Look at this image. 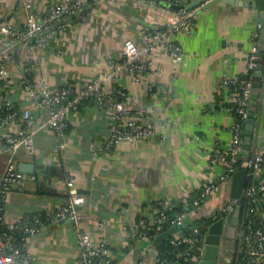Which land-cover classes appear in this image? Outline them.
<instances>
[{"label":"crops","instance_id":"0c3cea01","mask_svg":"<svg viewBox=\"0 0 264 264\" xmlns=\"http://www.w3.org/2000/svg\"><path fill=\"white\" fill-rule=\"evenodd\" d=\"M30 1L36 12L47 13L62 0ZM191 1L103 0L93 7L89 5L71 20L56 21L45 29L42 35L49 36L48 46H39V38L15 44L19 52L15 58L23 63L35 62L34 80L48 81L53 90L93 80L108 70L110 60L122 58L126 39L140 44L144 33L156 27L166 29L169 40L181 48L177 53L156 48L143 55L146 70L121 75L117 84L131 97L126 105L133 109L150 105L159 118L151 137L119 142L108 149H104L112 121L108 109L83 103L64 136L59 137L45 126L46 111L34 107L23 90L17 96L16 89L7 93L0 89V109L20 98L28 102L36 117V154L21 151L16 155L17 164L35 163L34 172L26 174L36 178L28 177L23 185L0 197L9 225L19 223L25 216H45L41 231L25 247L34 264H79L78 229L71 219H57L54 215L68 200V175L86 198L79 206L83 230L97 243L108 244L115 255L114 264H157L153 242L133 233L164 208L191 203L198 192L218 182L225 172L222 164L211 166L216 148H229L235 122L228 108L229 89L224 78L239 76L249 69L252 34L261 12L252 5L231 2L203 9L209 0L188 9L167 5ZM182 11L194 21L189 32L175 30L171 23ZM25 18L21 0H0L3 23L20 28ZM8 64L12 76L20 78L17 62ZM112 86L105 84L106 95ZM254 88L258 89L260 110L255 114L249 142L256 140L264 146V80ZM22 120H13L10 131L23 127ZM243 151L250 152L245 147ZM36 158L40 161L36 162ZM11 159L12 154L0 139V177ZM231 183L232 179L190 212L192 223L233 199ZM228 252L223 249L222 255ZM190 264H199V259L194 257Z\"/></svg>","mask_w":264,"mask_h":264},{"label":"built area","instance_id":"2783aa9c","mask_svg":"<svg viewBox=\"0 0 264 264\" xmlns=\"http://www.w3.org/2000/svg\"><path fill=\"white\" fill-rule=\"evenodd\" d=\"M26 9L25 23L17 28L9 23L0 24V83L9 80L12 77L9 69V62L16 61L18 68L23 72L36 68L35 62H22L15 58L12 48L18 41L28 43L38 34H43L51 24L62 20L68 16L76 14L91 5L92 2H101L103 0H62L52 5L47 13H39L33 9L30 0H21ZM175 30L191 31L194 21L190 14L182 11L178 20H172ZM263 28L262 21H258L252 34V48L249 54L248 68L255 69L259 60V49L256 42L260 38ZM49 36L39 37L38 45L47 46ZM168 48L180 52L181 48L168 38L166 29L156 27L144 33L141 43L138 44L133 39H126L122 46V58L113 59L109 62V68L100 72L93 80L76 86H63L59 90H53L48 81L30 80L23 74L22 90L34 107L46 111L45 126L56 133L57 136H64L72 116L80 109V104L85 99H95L96 104L106 108L111 113V124L109 125L108 136L104 140V149L119 142H132L139 138L151 137L156 130L155 122L159 118L156 109L149 106L140 108H130L123 101L113 100L105 94L104 86L108 83L118 82L121 75L125 73L137 74L148 68L144 61L145 53L154 51L156 48ZM264 80V73L262 78ZM239 76H226L224 84L229 87L230 84L239 82ZM0 84V89H2ZM253 83L248 80L243 85L240 93H229V110L234 115L236 109L239 119L235 117L232 125V141L227 150L216 148L211 158V166L222 164L225 172L220 176L218 182L207 184L201 193L203 199H208L216 192H219L222 185L231 181L236 172V164L243 151V121L248 120L251 113L248 110L249 100L252 95ZM3 90V89H2ZM118 94L124 96L126 92L123 88L117 90ZM0 90V96H2ZM15 113H11L7 119L0 124L1 141L6 144L7 150L12 154V159L8 162L5 172L0 177V196L10 192L13 188L24 184L26 179H35L36 176L27 175L18 169L16 155L18 152H24L27 155H35L36 147V117L31 108L22 112L21 118L24 126L15 132H11L9 126L15 120ZM63 146V143H60ZM251 157L243 162V166L248 168V181L243 195L237 199H228L219 205V208L212 210L210 216L215 220L227 215L230 211L246 203L245 210L241 211L240 221L237 231V242L235 249L241 252L246 247L247 260L245 264H264V226L256 227L253 214L259 215L264 220V146L259 145L255 140L251 142L249 148ZM68 192L67 202L55 211L57 219H71L79 231V264H114L115 255L106 242L97 243L89 233L82 228V214L79 206L86 198L81 194L75 184L74 178L68 175L66 178ZM200 200H195L193 205L198 206ZM170 211L171 214L166 212ZM191 210L185 208L182 211L174 210V207L168 206L161 212L160 217H154L150 222L145 223L143 230L134 232L133 235L141 239L152 242V236L148 234L151 229L149 225L169 224L170 226L180 225L188 217ZM35 223H30L28 216L16 224H8L3 215V209L0 205V222L6 226L5 230H0V264H34L32 256L15 244V232H23L26 240L41 231L40 217L33 216ZM192 232L186 233L183 230L174 234L173 242L176 244L186 243L189 245L185 250H181L176 257L167 261L158 256L157 262L160 264H190L191 260L200 259V250L203 243L204 234H200L198 226L191 227ZM202 235V236H201ZM201 236V237H198ZM198 248L199 254L195 251ZM234 259V258H233ZM242 258H240L239 263ZM137 264H142L137 262Z\"/></svg>","mask_w":264,"mask_h":264},{"label":"trees","instance_id":"16d2710c","mask_svg":"<svg viewBox=\"0 0 264 264\" xmlns=\"http://www.w3.org/2000/svg\"><path fill=\"white\" fill-rule=\"evenodd\" d=\"M97 3H99V2H92L91 3L92 7H93V5H97ZM1 23H3V20L0 19V24ZM37 42H38V40H37ZM256 44H257V47L259 49V60L257 62V66L253 70L248 69L246 72L240 74L239 75V78H240L239 82L230 84L229 87L227 86L228 89H229V93H233V92L240 93L243 90V85L248 80L252 81L253 87L254 86H256V87L261 86V84H262V79L261 78H262V74L264 73V44L261 43L260 39L256 42ZM12 52L15 55V57H18L17 55H19V52L16 50V47L12 48ZM36 73H37V71L35 69H30L29 71H26V72H23L22 70L20 71V75L23 74L26 78H28L30 80H34V77H35ZM21 82H22L21 77L20 78H16V76H12L8 81L1 82L0 84H1V87H3V92L4 93H7V90L8 91L9 90L13 91L14 89H16L15 94L17 93V96H18V93L20 91H22V83ZM112 84H113V86H112L111 92L108 95V97H111L113 100H116V101H123L125 103L128 102L129 99H131V97L128 94H126L124 96L118 94L117 90L119 88H122V87H120L117 84V82H114ZM10 93H11V95L13 94V92H10ZM85 102H92L93 104H95L96 100L95 99H91V98L85 99L80 104V108H81V106H83V103H85ZM27 104H28V102H26V100H23V99L19 98L18 100H14V102L11 105H8L7 107H2L0 109V124L4 120H6L7 117L11 113H15V118H14L15 120L22 119L21 118L22 112L29 107V105H27ZM248 110H249V112L251 114H254V115L259 112V110H260V102L258 101V98H253V97L250 98L249 105H248ZM233 113H234L235 117L237 119H239V114H238L236 109L234 110ZM242 123H243V127L245 129L247 124H248V120H244ZM23 124H24V121H23ZM67 129H68V127L66 128V130ZM242 142H243V144H242L243 147L248 148V149L250 148L251 143L246 140L244 134H243V137H242ZM225 150H227V149H225ZM251 154L252 153H250V152L246 153V152L242 151V153L240 155V159L238 160V162H237V164L235 166L236 171H238L239 169H241L243 167V162L248 160L251 157ZM201 193H202V191L198 192V194L193 198V200L190 201L191 203H188L189 205L188 204L184 205L181 208L180 207H175L174 210L182 211L185 208H188L191 211H193V209H195V207H196V206L193 205V201H195L197 199L200 200L201 202L204 201V199L201 196ZM245 208H246V203H244L241 206L242 210H245ZM263 208H264V203H263ZM161 212H162V210L159 211L157 214H155V217H157V218L160 217L161 216ZM166 213L167 214H171L170 211H168ZM222 216H225V215L222 214ZM250 217L253 219L254 224H255L256 227L264 226V220H263V218L261 216L253 214ZM32 218H33V216H30V215L28 216L29 222L30 223H35V221ZM44 220H45V216L44 217L40 216V224L41 225L44 222ZM214 220L215 219L212 216H202L200 218L195 219L190 227L184 228L183 232L191 233L192 232L191 227L198 226L199 229H200V234L203 235V234H205V232L207 230V227ZM149 227L151 229L148 231V234L150 236H152V242H153V244H154V246L156 248L157 254L162 259H166L167 261H171V260H173L176 257V254L179 251L185 250L187 247H189V245L186 244V243H179V244L174 243L173 242L174 235H172V236H170V237H168V238H166L164 240H161V241H157L156 240V238H157V236L159 234H161L163 231L167 230L170 227L169 224H157V223H155L153 225H149ZM5 228H6V226L3 225L0 222V230H5ZM141 230H143V227L139 228V231H141ZM15 235H16V239H15L14 242H15L16 246H18L19 248L25 250V247H26V245L28 243V240H26V238H25L26 235L23 232H15ZM201 236H198V237H201ZM236 242H237V239H235L233 241L234 247H233L232 255H233L234 259H233L232 264H245L246 260H247L246 247L243 248V250L241 252H237L236 249H235ZM198 254H199V251H197L196 255H198ZM240 258H242V260L239 263ZM157 264H160V262L157 263Z\"/></svg>","mask_w":264,"mask_h":264},{"label":"water","instance_id":"95a60500","mask_svg":"<svg viewBox=\"0 0 264 264\" xmlns=\"http://www.w3.org/2000/svg\"><path fill=\"white\" fill-rule=\"evenodd\" d=\"M206 0H193L189 3L182 4H169L167 5L182 9V8H191L196 4H199ZM227 2H231L234 4H242V5H252L256 7L261 12V21L263 23V28L260 34V41L264 43V0H209L206 4H204V8H208L215 4H224ZM81 11H84L81 10ZM81 11H78L76 14L72 16L66 17L67 20H71L76 15L80 14ZM65 19V18H64ZM63 19V20H64ZM42 34H38L33 38V40L39 38ZM18 47V46H17ZM16 47V48H17ZM257 88L253 89L252 97L257 98ZM255 115L251 114L248 119V124L246 126L245 133L247 134V140L250 141L252 139L254 123H255ZM40 159L36 158V162H39ZM35 163L20 161L18 163V169L25 173L34 172ZM248 181V168L242 167L239 169L232 178L231 183V197L233 199L240 198L243 195V192L246 188ZM241 206L236 207L232 211H230L225 217L222 216L216 220H214L208 227L204 234L202 247L200 250V259L199 264H232L233 262V248L229 249L227 255H222L223 244L228 240H235L237 238L238 225L241 216ZM192 221L189 217H187L184 222L180 225L171 226L166 231L159 234L156 238L157 241L164 240L170 237L173 233L183 230L184 228L191 226ZM234 247V246H233Z\"/></svg>","mask_w":264,"mask_h":264},{"label":"flooded vegetation","instance_id":"af4514ba","mask_svg":"<svg viewBox=\"0 0 264 264\" xmlns=\"http://www.w3.org/2000/svg\"><path fill=\"white\" fill-rule=\"evenodd\" d=\"M232 244H233V240L232 241L228 240L226 243L223 244V247H224L223 249L226 250V251H229V249L231 248Z\"/></svg>","mask_w":264,"mask_h":264}]
</instances>
